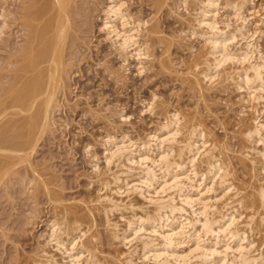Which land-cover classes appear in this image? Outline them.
<instances>
[{
    "label": "rangeland",
    "instance_id": "obj_1",
    "mask_svg": "<svg viewBox=\"0 0 264 264\" xmlns=\"http://www.w3.org/2000/svg\"><path fill=\"white\" fill-rule=\"evenodd\" d=\"M122 1L125 3L130 15H133L132 21L136 20L137 22V20L142 19L141 21L146 22L141 32L144 37L147 34V37L144 38L140 33L139 41L141 40V44L147 43L149 54L153 58L150 56L148 61L143 60V62H138V59L134 57L130 59L123 58L125 55L111 43L103 27L105 9L109 4V0H72L70 11L71 30L64 45V54H62L63 79L61 83L57 82L55 100L53 99V104L51 103L49 107L47 118L49 128L45 130L42 135L43 138L41 137L38 141L37 148L32 154L33 158L30 159L31 165L28 164L27 166L26 163H20L3 178L0 173L2 179L0 180V264H30L38 258L40 248L48 240V237H46L50 232V228L47 227L48 224L57 221L59 218L58 220L61 219L64 225L69 226L72 224L73 220L71 218L74 214L85 216V221L88 224H91V219H93L94 224L91 226L90 231L93 234L99 232L96 233V240H92L94 241L93 244L98 243V245L95 244V251L101 258V254L104 253L102 259L99 257L100 260L102 262L103 259L104 261L105 259L109 260L108 262L105 261L106 264H120V262L114 260L115 256L113 255L116 254V249L120 251L125 248L117 247L120 245L117 240L111 238V229L107 226L106 220L101 221L103 218L98 214L102 212L101 206L91 202L96 195L99 194L100 196L105 191L102 181L106 178L110 179L113 172L119 171V168H115L114 164L109 165L111 169L107 167L105 158L102 156L105 153V141L111 135L120 140L125 134V143L135 140L136 142L133 143L138 144V142L146 141L147 138L150 140L151 135L165 123V117L167 118L170 113L179 112L178 114L182 115H180L181 118L183 117L182 123L184 122L183 119L185 122L188 120L187 124L185 123V130L182 129L181 131L183 137L186 135L189 123H192L190 120L200 122L202 125H206V128H211L207 130L212 136L213 133L216 135V138L213 136L214 139L220 138L217 141L224 151L223 158L226 160L227 156L226 161L229 160L231 164V173L234 169L236 171L232 173L234 177L232 175L230 178L231 180L233 178L234 184L238 183L235 177V174H237L239 180L244 181L243 183H249V185L248 183L244 185L239 181L238 184H241L239 186L243 187L244 185L245 191L247 189L253 191L258 185V181L264 178V174H260L259 163L258 166L256 165L257 168L255 166V170H253L249 167L250 165L245 158L242 160L245 153L241 151H247L245 146L249 144L242 142L243 138H241L242 135L240 137V132L246 126L252 124L250 120L253 121L252 115H254V113H250L252 110L245 112L249 113L248 116L240 112L242 107H245L243 92L236 89L235 85L231 86L233 82L230 81L229 83L224 76L216 78L215 83L198 80L199 86L195 82L194 65L196 63L201 66L200 62L203 55L200 54H205L208 49L206 50L207 47L204 46L203 38L192 36L188 21H185L186 17H190L188 14L192 13L190 9H192L193 4H190V0L187 7L174 0H167L171 1L170 4L166 0ZM220 1L223 4V1L227 3L229 0ZM249 1V6L247 5L248 12H246L249 24L252 22L251 25L248 24L249 34L260 28L255 34L260 37L258 44L262 47H260V50L264 54V21H260L264 18V0ZM44 2L50 4L52 0H0V139L5 140L0 148H7L8 152L17 149L26 135H34L38 130L36 125L30 123V116L44 99H39L31 111L28 106L24 107L20 104L17 99L30 80L36 76V70L26 66V61L30 58L27 50L31 48L29 44L38 46V42H33L35 28L45 21H34L32 19L30 21L26 18L25 8L36 10ZM173 2L175 3L171 5ZM175 5L178 7L176 8ZM172 7L177 10H175V13L171 12ZM225 14L230 17L231 13L226 9H220L218 13L219 22L228 18ZM223 15L226 18H223ZM252 15L253 17H251ZM230 20L232 25L235 24L232 16ZM257 21H260V26H258ZM221 24L223 25V23ZM25 49L26 52H24ZM22 64L24 65L22 66ZM28 71L29 73H27ZM259 106L257 108L259 107L258 110L260 116H262L264 114L261 111L264 106L263 104ZM242 111H244V108ZM184 113L188 114L187 117ZM262 118L261 120L264 121V116ZM149 134H151L150 137H148ZM131 141L130 143H132ZM259 145L257 149L262 147V145ZM10 147L11 149H9ZM0 152V162L13 154L15 155V152ZM94 153L96 156L93 155ZM92 155L100 160L97 161ZM238 157L242 161H239ZM253 157L256 158L255 155ZM233 158L234 162L232 161ZM235 158L238 162L235 161ZM241 162L242 164H240ZM94 164L97 165L96 170ZM240 165L243 169L239 167ZM242 165L248 167L245 168L247 171L244 170ZM97 169L102 170L100 173L102 172L103 175H99ZM250 172H252V175ZM132 177L128 178V182L136 179L135 176ZM253 178L255 179L253 180ZM249 179L251 180L248 181ZM101 188L103 190H99ZM217 193L218 195H216ZM221 193L222 191L217 189L215 196L219 198ZM131 196L129 195L130 199L124 196V203L133 200L134 195ZM90 205L93 207L94 212H92L93 210L89 211ZM68 208L70 211L67 210ZM71 208L73 209L71 210ZM123 211H126L125 214ZM123 211L120 212V215L119 212H114V216L110 214V220L115 221L113 223L117 225L118 223L124 225V220L120 216L122 214L128 217L130 212L129 210ZM88 213L90 214L88 215ZM67 220H69V223ZM97 225L98 227H96ZM258 225V223H255L256 228L253 234L250 233L249 237L251 239L255 238V241L257 239L256 243L258 241L264 243V233H262L264 231ZM121 228L123 227L121 226ZM109 237L111 240H109ZM257 244L259 245V242ZM39 246L41 247L39 248ZM86 246L90 247L91 243L86 244ZM185 248L188 250L187 247ZM114 250L115 253H113ZM50 251L53 254L56 253L54 249ZM56 254V260L59 261V264H62L59 254ZM136 257L135 255L134 258L136 259ZM137 262L140 261L136 260L135 263Z\"/></svg>",
    "mask_w": 264,
    "mask_h": 264
},
{
    "label": "bare ground",
    "instance_id": "obj_2",
    "mask_svg": "<svg viewBox=\"0 0 264 264\" xmlns=\"http://www.w3.org/2000/svg\"><path fill=\"white\" fill-rule=\"evenodd\" d=\"M174 1L186 5L185 7H187V4L189 6V0ZM248 1L229 0L227 3L223 1L222 4L220 0H190V4L193 5L192 9H188L192 13L188 14L190 17L185 15L187 19L189 18L185 21H188L192 36L203 38L204 46L207 47L206 50L208 49L205 54H200L203 55L202 57L199 55L203 58L202 60L199 58L201 66L196 63L194 65L195 82L199 86L198 80L215 83L216 78L224 76L229 83L230 81L233 82L231 86L235 85L236 89L243 92L245 107H242L244 111L241 110L240 112L244 114L252 110L250 113H254L252 115L253 121L250 120L252 124L246 126L240 132V137L242 135L241 138H243L242 142L249 144L245 146L247 151H240L245 153L242 160L245 158L251 169L255 170V166L259 163L261 171L259 173L264 174V121L261 120L264 115L260 116L258 110L261 107L259 105L263 104L264 106V54L258 44L260 37L255 34L260 28L256 30V26L254 34H249L248 26L252 22L249 24V18L246 15V12H248L247 5L250 2ZM47 2H44L36 10L25 8L27 19L45 21L35 28L33 42H38V46L29 44L31 48L27 50L30 58L26 61V66L35 69L36 76L30 80L17 99L24 107L28 106L30 111L39 99H44L30 116V123L36 125L38 130L34 135H26L21 145L18 148L16 147L17 149L11 150V152H15V155L13 154L0 162L2 178L12 172L16 165L26 163L28 166L30 164V159L33 158L32 154L37 148L38 141L45 130L49 128V122L47 121L49 107L52 101L55 100L57 82L61 83L63 79L62 54H64V45L71 30L70 11L72 0H52L50 4ZM166 2L171 1L166 0ZM108 3L105 9L103 27L111 43L125 55L123 58L130 59L134 57L138 59V62L148 61L151 56L148 45L146 42L141 44V40L139 41L140 33L142 35L141 31H143L146 22L141 21V18L137 22L136 20L132 21L133 15H130L122 0H109ZM174 3H171V5ZM220 9H226L231 13L230 17L225 14L228 18L221 22L218 19ZM175 10L173 9L171 12L175 13ZM226 16L223 15V18H226ZM231 16L235 21L233 25L230 20ZM260 21L263 22L264 18ZM259 22L257 21L258 26H260ZM220 23H223V25H220ZM259 35L261 36V34ZM142 36L144 37V34ZM145 36L147 37V34ZM24 52H26V49ZM197 84L196 86H198ZM257 106L259 107L257 108ZM178 113L166 115L165 123L162 121L163 124L160 122L162 125L159 123L161 126H158L157 131L155 130L156 132L152 135L149 134L148 137L151 135L150 140L146 137L149 140H146L147 142L140 143L137 140L138 144H135L133 143L136 142L135 140L133 142L130 140L132 143L130 141L125 143L124 137L126 134L120 140L116 139L115 136L113 138L111 135L105 141V153L102 156L105 158L107 167L114 164L116 167L113 166L119 168V171L115 173L112 171L110 179L106 178L102 181L105 188L104 193L102 192L103 194L101 193L100 196L99 194L96 195L98 197L91 199V202L101 206V213L104 217L100 212L98 214L103 218H101V221L106 220L107 226L111 229V238L117 240L120 245L117 247L125 248L119 251L115 246L116 254L111 253L115 256L114 260L120 262V264H186L187 262H190L189 264H264V243L258 241V245V242L256 243L257 239L255 241V238L251 239L249 237L250 233L253 234L256 228L255 223H258L263 228L261 230L264 231V178L259 179L260 181L257 180L258 178L256 179L258 181V183L256 182L257 186L252 181L256 186L253 191L248 189L245 191L243 187L248 182L243 183L244 181L239 180L237 174H235L237 182L241 181L244 185L240 187L241 184L237 182L235 183L238 185L234 184L233 178L232 180L230 178L233 175L232 173L236 171L234 169L231 173V164L229 160L226 161L227 156L226 160L223 158L224 151L217 141L218 138L214 139L216 135L213 133V136H215L213 138L207 130L211 128H206V125L190 120L192 123H189L188 129H186L187 132L185 131L186 135L184 134L183 137L181 131L186 127L185 123L187 124L188 120L185 122L183 119L184 122L182 123L183 117L181 118L182 115L180 114V116ZM261 113L264 114V109ZM245 114L248 116L249 113ZM184 115L186 114L184 113ZM125 139L129 140L130 138ZM4 142L5 140L1 138L0 145ZM259 144L262 147L257 149ZM222 146L224 147V145ZM241 149L244 150V148ZM0 151L10 152L7 148H0ZM93 155L96 156L95 153ZM239 157L241 158V156ZM240 158L238 160L242 161ZM95 159L100 160L98 157H95ZM232 161L234 162V158ZM235 161H237L236 158ZM245 162L243 163L245 164ZM246 165H242L245 171H247L245 168H248L245 167ZM239 167L241 168V165ZM107 170L109 169L107 168ZM134 172L136 173L134 174ZM101 173L99 175H103ZM250 173L252 175V172ZM132 176H135L136 179L128 182V178ZM0 180H2L1 177ZM217 189L222 191L219 198L215 196ZM99 190H103V188ZM95 193L97 194V192ZM129 195H134V197H131L135 201L131 200L124 203L125 197L128 198ZM126 201L128 200L126 199ZM69 207L71 206L69 205ZM92 208L89 209L90 212L91 210L94 212ZM123 210H129L130 215L127 214L128 217H126L121 214L120 217L124 220V225L118 223L120 227H123L120 229L116 223H113L115 221L110 220L109 216L114 212H119L120 215ZM125 212L123 211L124 214ZM243 215L244 217H242ZM58 219L48 224L47 227L50 228V232L46 236L48 240L42 247L39 246L41 248L38 252V258L31 263L28 261L30 264H59V261L55 258L56 253L59 254L62 264H106L105 261H109L103 259L102 262L100 255L98 256L95 251V244L98 245V243L93 244L94 241L92 240H96V233L99 232L93 234L90 231L91 226L94 224L93 219H91V224H88L85 221V216L74 214L71 218L73 220L72 224H68L69 226L64 225L63 221ZM69 220H67L68 223ZM117 222L119 221L117 220ZM111 238L109 237V240ZM97 239L99 240V238ZM90 243V247L86 246ZM45 247L54 249L56 253H51V249L47 250ZM185 250L187 252H184ZM113 253H115V250ZM101 255L103 258L104 253ZM135 255L137 256L136 259L134 258ZM111 260L113 261L112 257ZM136 260L140 262L135 263Z\"/></svg>",
    "mask_w": 264,
    "mask_h": 264
}]
</instances>
